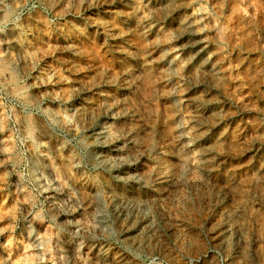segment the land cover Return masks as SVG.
I'll use <instances>...</instances> for the list:
<instances>
[{
    "label": "rangeland",
    "instance_id": "1",
    "mask_svg": "<svg viewBox=\"0 0 264 264\" xmlns=\"http://www.w3.org/2000/svg\"><path fill=\"white\" fill-rule=\"evenodd\" d=\"M0 264H264V0H0Z\"/></svg>",
    "mask_w": 264,
    "mask_h": 264
},
{
    "label": "bare ground",
    "instance_id": "2",
    "mask_svg": "<svg viewBox=\"0 0 264 264\" xmlns=\"http://www.w3.org/2000/svg\"><path fill=\"white\" fill-rule=\"evenodd\" d=\"M152 30V29H151ZM150 31V30H149ZM143 35V34H142ZM180 40V39H179ZM177 42V41H176ZM165 47V46H164ZM158 48V47H157ZM153 49V48H152ZM189 49V48H188ZM192 49V48H191ZM157 50V49H156ZM196 50V49H195ZM161 51V50H160ZM158 52V51H157ZM201 55V54H200ZM198 56V55H197ZM202 56V55H201ZM151 57V56H150ZM149 57V58H150ZM148 58V59H149ZM197 58V57H196ZM200 58V57H199ZM194 60V59H193ZM157 63V62H156ZM149 66V65H148ZM136 67V66H135ZM188 67V66H187ZM145 68H147V67H145ZM149 71V70H148ZM136 72V71H135ZM180 82V81H179ZM162 85V84H161ZM164 87V86H163ZM199 88V87H198ZM116 89V88H115ZM167 90V89H166ZM116 92V91H115ZM189 92V91H188ZM128 94H129V92H128ZM188 94V93H187ZM186 96V95H185ZM163 99V98H162ZM161 99V100H162ZM167 99V98H166ZM96 101V100H95ZM166 101V100H165ZM181 102V101H180ZM165 104V103H164ZM95 105V104H94ZM97 105V104H96ZM100 105V104H99ZM113 108V107H112ZM88 109V108H87ZM87 112V111H86ZM101 112V111H100ZM106 112V111H105ZM206 113V112H205ZM84 115V114H83ZM98 115V114H97ZM93 120V119H92ZM103 120V119H102ZM115 120V119H114ZM94 121V120H93ZM169 122V121H168ZM98 124V123H97ZM170 124V123H169ZM204 124V123H203ZM158 130V129H157ZM92 131V130H91ZM87 132V131H86ZM89 132V131H88ZM203 133V132H202ZM198 134V133H197ZM88 137V136H87ZM198 138V137H197ZM196 138V139H197ZM86 139V138H85ZM205 141V140H204ZM118 143V142H117ZM159 146V145H158ZM190 147V146H189ZM99 148V147H98ZM194 148V147H193ZM90 151V150H89ZM92 151V150H91ZM97 151V150H96ZM80 157V156H79ZM95 157V156H94ZM174 160V159H173ZM90 161V160H89ZM96 162V161H95ZM131 177V176H130ZM134 177V176H133ZM155 178H156V176H155ZM195 178V177H194ZM132 179V178H131ZM121 180V179H120ZM112 182V181H111ZM183 182V181H182ZM113 184V183H112ZM116 187V186H115ZM192 187V186H191ZM190 188V187H189ZM187 189V188H186ZM110 190V189H109ZM178 190V189H177ZM138 191V190H137ZM187 191V190H186ZM192 193V192H191ZM203 194V193H202ZM166 196H167V194H166ZM182 197V196H181ZM109 198H110V196H109ZM121 198V197H120ZM122 200V199H121ZM182 200V199H181ZM184 203V202H183ZM192 204V203H191ZM153 206V205H152ZM207 206V205H206ZM188 208V207H187ZM190 211V210H189ZM188 211V212H189ZM184 213V212H183ZM132 214V213H131ZM128 215H130V214H128ZM158 215V214H157ZM142 223V222H141ZM162 224V223H161ZM126 227V226H125ZM137 229V228H136ZM139 229V228H138ZM137 229V230H138ZM134 232V231H133ZM151 232V231H150ZM131 234V233H130ZM148 235V234H147ZM131 237V236H130ZM135 253V252H134ZM109 262V261H108Z\"/></svg>",
    "mask_w": 264,
    "mask_h": 264
}]
</instances>
